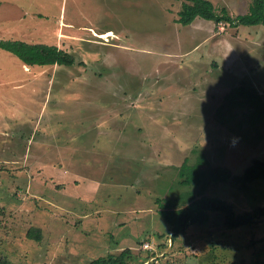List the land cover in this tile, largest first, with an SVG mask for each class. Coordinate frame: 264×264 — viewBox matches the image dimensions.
<instances>
[{
  "label": "rangeland",
  "instance_id": "374dc122",
  "mask_svg": "<svg viewBox=\"0 0 264 264\" xmlns=\"http://www.w3.org/2000/svg\"><path fill=\"white\" fill-rule=\"evenodd\" d=\"M209 1L233 17L252 5ZM181 5L0 0V40L52 45L76 59L26 67L0 49L1 257L90 264L129 248L139 264L148 245L156 260L142 264H264V217L225 230L217 216L218 226L192 225L163 247L169 230L158 199L205 195L237 214L264 207L263 179L245 187L233 179L264 161V119L251 125V106L225 97L244 86L264 99V27L200 17L182 26ZM200 158V171L225 167L233 178L202 193L180 186L183 161Z\"/></svg>",
  "mask_w": 264,
  "mask_h": 264
},
{
  "label": "trees",
  "instance_id": "16d2710c",
  "mask_svg": "<svg viewBox=\"0 0 264 264\" xmlns=\"http://www.w3.org/2000/svg\"><path fill=\"white\" fill-rule=\"evenodd\" d=\"M178 14L179 17L177 22L182 26L189 25L196 18L200 17L212 21L214 25L222 23L231 28H237L239 25L245 27H264V0H252L249 13L236 17L230 16L226 9H222L221 14H216L214 6L209 0H182L181 10ZM0 49L15 55L26 67H46L54 65L71 67L76 64V59L73 55L52 45L29 44L15 40H0ZM225 97L231 106H236L239 103L242 104V102L248 103L251 106V125H255L257 119H264V99L256 90L240 86L233 88ZM241 99L243 101H241ZM203 164H207L205 158L198 159L193 165H188L187 161L184 160L178 170V176L180 178L179 185H199L202 193L211 183L225 184L233 178L228 168L220 166L210 167L204 173L199 170L200 166ZM233 179H235L241 187H245L258 179L264 180V161L254 159L241 175L235 176ZM181 198L183 197L178 196L172 201L163 199L157 200L159 203L163 201L164 204L173 205L168 208L162 204L164 207L161 206L159 211V215L162 216L166 222L169 233L172 234L171 245L177 236L184 234L192 225L205 226L210 222L216 224L215 220L217 216L221 217L220 221L225 230L251 228L256 226L261 221V218L264 217V207H255L252 211L248 210V212L243 214H237L225 201L214 197L201 195L195 198L192 194H189L184 202H181ZM179 203L185 204L179 206L175 205ZM211 215L213 216L211 217ZM27 236L30 239L39 240V230L31 229ZM167 237L168 236H166V238ZM167 246L168 242L165 240L163 247ZM142 249L141 252L146 253V256L141 257V264L147 261H142V259H147L148 257V260H151L154 258V252L152 250ZM135 260L136 257L132 254L131 249L127 248L117 256L108 255L107 257H99L90 262V264H133ZM155 260L156 258L151 260V263ZM0 264L16 263L11 262L4 256H0Z\"/></svg>",
  "mask_w": 264,
  "mask_h": 264
},
{
  "label": "clouds",
  "instance_id": "9594fccd",
  "mask_svg": "<svg viewBox=\"0 0 264 264\" xmlns=\"http://www.w3.org/2000/svg\"><path fill=\"white\" fill-rule=\"evenodd\" d=\"M171 236H172V234L169 233V236H168V238H167V242L170 241V245L168 244V246H170V247H171Z\"/></svg>",
  "mask_w": 264,
  "mask_h": 264
},
{
  "label": "built area",
  "instance_id": "2783aa9c",
  "mask_svg": "<svg viewBox=\"0 0 264 264\" xmlns=\"http://www.w3.org/2000/svg\"><path fill=\"white\" fill-rule=\"evenodd\" d=\"M170 242V241H169ZM144 249H146V250H152V248H149L148 249V245H145V248Z\"/></svg>",
  "mask_w": 264,
  "mask_h": 264
},
{
  "label": "crops",
  "instance_id": "0c3cea01",
  "mask_svg": "<svg viewBox=\"0 0 264 264\" xmlns=\"http://www.w3.org/2000/svg\"><path fill=\"white\" fill-rule=\"evenodd\" d=\"M233 17V16H232ZM226 27V26H225ZM245 27V26H244ZM237 29H238V27H237Z\"/></svg>",
  "mask_w": 264,
  "mask_h": 264
}]
</instances>
